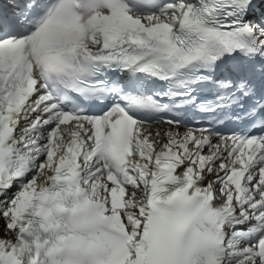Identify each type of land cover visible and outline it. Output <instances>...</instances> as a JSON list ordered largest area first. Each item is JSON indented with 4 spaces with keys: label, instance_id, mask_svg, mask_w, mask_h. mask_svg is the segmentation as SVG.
<instances>
[{
    "label": "bare ground",
    "instance_id": "6f19581e",
    "mask_svg": "<svg viewBox=\"0 0 264 264\" xmlns=\"http://www.w3.org/2000/svg\"><path fill=\"white\" fill-rule=\"evenodd\" d=\"M186 0H183V2ZM180 9V5L176 4L174 6L169 7L168 13H160L159 15L168 16L175 15ZM65 129L60 130L59 134H63ZM140 136V143L143 146V152L146 156H149L151 153L154 152L157 145L161 142H170L172 144H177L178 146H183V148L188 149V155L189 157H192L194 155H199L200 157L204 156L205 154H210V158L213 156V152L216 151V147L209 144L207 147H203L202 144H198V139L190 140V135H183V132L176 133L175 131H169L166 132L162 128L158 127H149V128H143L139 132ZM53 150H56V147L53 148ZM213 150V152H212ZM139 158V157H138ZM226 166H229L231 158L229 155L227 157H224ZM201 167L205 170H209L211 174L215 176L214 180H216V175L218 171L220 170V163L215 164L214 166L210 167L207 165V161L204 162ZM144 186H137L135 188H131L127 194H126V200L129 202L128 207L126 208L127 212L129 213L130 218H133L134 213L132 212L133 205L132 203L136 204L140 201H143L145 199V190L144 187L146 184H149L150 181H144ZM134 199V201L132 200ZM261 200L258 199L257 203H260ZM241 211L248 212L250 214L253 213V209L251 207H244L243 205H240ZM236 264H253V262H238Z\"/></svg>",
    "mask_w": 264,
    "mask_h": 264
}]
</instances>
